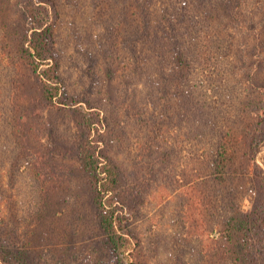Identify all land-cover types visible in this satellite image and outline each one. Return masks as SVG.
I'll use <instances>...</instances> for the list:
<instances>
[{"label":"trees","instance_id":"obj_1","mask_svg":"<svg viewBox=\"0 0 264 264\" xmlns=\"http://www.w3.org/2000/svg\"><path fill=\"white\" fill-rule=\"evenodd\" d=\"M92 2L104 30L87 70L102 92L76 94L50 14L60 18L61 0H0V133L15 149L13 160L30 157L42 196L25 223L14 224L0 207V264H83L77 251L88 243L93 264H139L130 254L136 236L123 212L125 174L113 133L107 141L99 132L109 114L119 125L115 110L103 108L117 99L135 107L129 119L151 122L144 155L177 159L175 182L204 263L264 264V170L257 159L264 141V2L254 8V25L247 0ZM134 90H145V100L138 102ZM62 177L77 192L83 178L88 185L86 200L75 195L85 204L73 217L63 200L49 215L50 186ZM88 217L94 223L85 230Z\"/></svg>","mask_w":264,"mask_h":264},{"label":"rangeland","instance_id":"obj_2","mask_svg":"<svg viewBox=\"0 0 264 264\" xmlns=\"http://www.w3.org/2000/svg\"><path fill=\"white\" fill-rule=\"evenodd\" d=\"M264 0H247V16L251 18V24L256 21L254 8L256 4H262ZM60 18L55 11L50 12L53 21L58 22L59 44L63 50V73L67 77L70 92L82 94L85 92L98 94L102 92L92 88L95 76L87 69L91 66L90 52L96 53L95 47L99 46L104 28L94 17L92 0H61ZM256 10V8H255ZM255 26L250 28L253 30ZM247 29V28H246ZM239 43V42H237ZM138 102L145 100V90H134ZM125 93V90H120ZM117 99L112 106L104 103L105 112L110 113L111 107L120 120L115 125L114 120L107 115L109 125L103 122L99 132L101 136L109 140L113 133L114 143L111 146L113 154L124 170V179L121 187L123 212L126 221L136 236L134 249L131 251L132 260L139 264H205L201 256V238L189 234L190 229L186 218L184 190L178 188L175 182L177 159L161 161L154 154L144 155V145L148 143V135H151V122L147 125L129 119L128 110H135L133 105ZM153 111L154 104L149 103ZM131 111V112H132ZM103 114V111H102ZM68 131V127L65 126ZM76 128L70 129L74 132ZM38 136L42 142L48 144L49 138L38 128ZM68 135L71 136V133ZM111 132V133H110ZM97 136V132L93 133ZM99 146L104 147L105 142L99 138ZM15 149L10 145V140L4 131L0 133V207L5 210L11 222L18 224L29 218L40 205L41 189L33 177V168L29 166L30 157L20 161L14 159ZM145 158V159H144ZM257 159L264 170V141L259 146ZM182 161V159H181ZM174 166L176 169H174ZM73 170V169H71ZM60 180V181H59ZM50 186L49 198L52 200V212L56 210V200L67 202L66 210L71 213L83 208V204H77V195L80 191L82 198L88 189L87 182L83 178L79 191L72 188L67 177H62ZM53 187V188H51ZM75 191V192H74ZM72 193L71 195H69ZM70 198V199H69ZM246 207L249 201L245 202ZM5 207V208H4ZM74 220V218H73ZM21 221V222H20ZM70 221L67 225L70 230L78 226ZM25 223V222H24ZM94 223V219L88 217L83 229H87ZM93 240V238H92ZM91 242V241H89ZM91 244L88 243L78 249V260L83 264H93L95 257L92 255ZM49 249V248H48Z\"/></svg>","mask_w":264,"mask_h":264}]
</instances>
